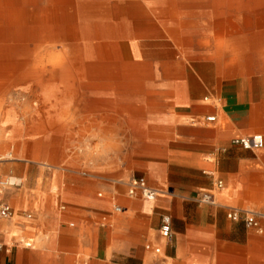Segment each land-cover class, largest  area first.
Returning a JSON list of instances; mask_svg holds the SVG:
<instances>
[{"label":"crops","instance_id":"1","mask_svg":"<svg viewBox=\"0 0 264 264\" xmlns=\"http://www.w3.org/2000/svg\"><path fill=\"white\" fill-rule=\"evenodd\" d=\"M127 3L119 37L140 68L96 74L109 96L93 109L97 139L131 141L137 167L97 168L109 173L92 182L0 168V182L19 183L0 188L13 212L0 218V264H264V238L226 216L264 213V149L231 145L264 136V0ZM131 178L157 197H129Z\"/></svg>","mask_w":264,"mask_h":264},{"label":"rangeland","instance_id":"2","mask_svg":"<svg viewBox=\"0 0 264 264\" xmlns=\"http://www.w3.org/2000/svg\"><path fill=\"white\" fill-rule=\"evenodd\" d=\"M126 3L0 0V168H45L58 180L92 182L109 173L97 168L137 167L138 158L125 155L131 141L97 139L93 109L109 96V77L96 74L140 68L119 37Z\"/></svg>","mask_w":264,"mask_h":264},{"label":"built area","instance_id":"3","mask_svg":"<svg viewBox=\"0 0 264 264\" xmlns=\"http://www.w3.org/2000/svg\"><path fill=\"white\" fill-rule=\"evenodd\" d=\"M213 117L206 118V121L210 122L213 121ZM231 145L240 147L243 150L247 151H260L264 149V136L255 135L250 137H238L231 140ZM19 183L11 182L9 178L5 181L0 183L2 188L5 187H17ZM216 188L220 189L222 187L221 182H216ZM127 188V195L129 197H135L139 194L142 198L152 201L154 200L158 192L149 188L146 185V182L143 178H131L125 183ZM199 202L204 204H213L212 196L209 194H204L200 199ZM116 212H120V208H115ZM13 215L12 209L10 206L4 203H0V218L1 219H8L11 218ZM227 218L234 222H241L246 228L253 230L257 235L264 238V213L254 212L249 210H242V209H229L227 212ZM159 233L162 238L167 241H170L172 238V231H171V220L168 216L161 217V224L159 228ZM27 247L30 246L29 243H25ZM149 249V246L146 247ZM155 253H159V249L154 250Z\"/></svg>","mask_w":264,"mask_h":264},{"label":"bare ground","instance_id":"4","mask_svg":"<svg viewBox=\"0 0 264 264\" xmlns=\"http://www.w3.org/2000/svg\"><path fill=\"white\" fill-rule=\"evenodd\" d=\"M7 6H8V4H7ZM1 160H3V159H2V158H0V161H1ZM10 179H11V178H10ZM13 180H14V179H13ZM11 182H12V181H11Z\"/></svg>","mask_w":264,"mask_h":264}]
</instances>
